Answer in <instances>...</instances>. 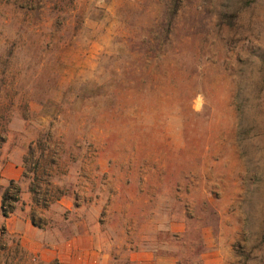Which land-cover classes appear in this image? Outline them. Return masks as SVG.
<instances>
[{"label":"rangeland","instance_id":"rangeland-1","mask_svg":"<svg viewBox=\"0 0 264 264\" xmlns=\"http://www.w3.org/2000/svg\"><path fill=\"white\" fill-rule=\"evenodd\" d=\"M17 214L264 264V0H0V264H46Z\"/></svg>","mask_w":264,"mask_h":264},{"label":"crops","instance_id":"crops-1","mask_svg":"<svg viewBox=\"0 0 264 264\" xmlns=\"http://www.w3.org/2000/svg\"><path fill=\"white\" fill-rule=\"evenodd\" d=\"M22 174V167L9 162L2 179L18 183ZM62 203L63 200H58L56 204L59 206V220H62ZM13 219L12 229L21 233L24 247L46 264H178V258L161 252L158 243L148 240L150 238L146 235L137 240L132 237L126 240L112 239L103 231L97 219L91 223L81 217L73 222L69 220L67 223L72 230L67 235L60 227L42 232L27 216L17 214ZM47 233L55 237L51 243H44L42 239L47 237ZM217 257L218 252L208 247L202 253L203 264H220Z\"/></svg>","mask_w":264,"mask_h":264},{"label":"trees","instance_id":"trees-1","mask_svg":"<svg viewBox=\"0 0 264 264\" xmlns=\"http://www.w3.org/2000/svg\"><path fill=\"white\" fill-rule=\"evenodd\" d=\"M58 199L59 198H57V200ZM19 200H20V186L17 184V182L15 180H11L9 182V185L4 189V192H3V195H2V208L4 209L3 210V215L5 217H8L9 213L13 212V210H14V206L12 204L10 205V210L9 211L5 210V207H6V204L8 203V201H12L14 203H17V202H19ZM50 201L51 200H46L45 199L44 203L42 204L43 207H47V205H48V203ZM34 202L36 204H40V200H37L35 198H34ZM31 219H32V223L35 226H39L37 224V222L35 221V219L33 218V216L31 217Z\"/></svg>","mask_w":264,"mask_h":264}]
</instances>
